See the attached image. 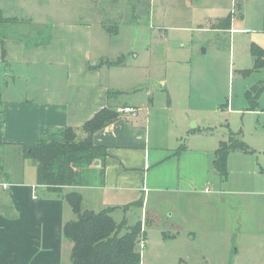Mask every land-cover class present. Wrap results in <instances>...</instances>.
<instances>
[{"label": "rangeland", "instance_id": "obj_1", "mask_svg": "<svg viewBox=\"0 0 264 264\" xmlns=\"http://www.w3.org/2000/svg\"><path fill=\"white\" fill-rule=\"evenodd\" d=\"M229 16L230 31L214 30ZM56 21L91 25L96 66L104 74L111 72L118 89L138 78L141 84L135 88L152 91L151 113L163 110L173 126L185 127L184 146L216 150L231 131L252 151L228 155L227 177H215L209 186L213 192L152 194L144 209L145 234L137 245L141 264H216L223 245L238 239L233 235L235 207L264 196V92L258 112L248 110L245 98L248 89L264 80L263 70L252 69L251 53L254 45L264 51V0H0V33L38 44ZM4 83L0 80V99L10 95ZM113 93L112 108L128 105L127 97ZM202 120L211 133L198 134ZM54 140L64 142L63 135ZM226 189L235 195L222 194ZM70 191L60 187L58 193ZM121 216L118 212L113 218ZM135 221L130 215L127 226Z\"/></svg>", "mask_w": 264, "mask_h": 264}, {"label": "crops", "instance_id": "obj_2", "mask_svg": "<svg viewBox=\"0 0 264 264\" xmlns=\"http://www.w3.org/2000/svg\"><path fill=\"white\" fill-rule=\"evenodd\" d=\"M93 30L88 23L56 21L47 39L38 44L9 31L0 33V80L5 81V90L10 88V95L0 99V264H70L71 244L63 238L62 228L76 216L63 195L37 185L36 167L21 150L40 139L54 140L64 128L78 130L84 137L82 126L108 103H115L116 99L110 101L114 91L127 97L128 105L123 107L134 112L118 113L117 121L92 135L94 145L107 149L104 182L99 184L100 162L95 161L87 169L88 184L71 187L82 198V211L111 208L116 224L123 220L128 224L130 215H135V222L143 227L144 209L152 194L213 192L209 186L218 177L215 149L202 144L184 146L185 127L173 126L163 110L151 113L152 91L141 93L135 88L141 84L138 78L127 85L120 83L126 92L118 89L110 81L111 72L104 74L96 66ZM201 125L198 134L211 133L206 121ZM230 192L226 189L222 194L235 195ZM235 208L238 218L233 235L238 239L225 243L214 261L264 264V196ZM118 212L122 216L116 221L113 215Z\"/></svg>", "mask_w": 264, "mask_h": 264}, {"label": "trees", "instance_id": "obj_3", "mask_svg": "<svg viewBox=\"0 0 264 264\" xmlns=\"http://www.w3.org/2000/svg\"><path fill=\"white\" fill-rule=\"evenodd\" d=\"M236 9L241 17L239 4ZM230 24L231 16L219 20L214 30H229ZM254 46L251 48L254 59L252 69L264 71V51ZM263 92L264 80L246 91L249 111H256ZM118 119L119 115L108 103L82 126L84 137H79L78 130L64 128L58 132L63 135L62 143L40 139L36 144L23 146L22 156L36 167L37 185L45 186L55 193L59 192L60 187L85 186L88 184L87 169L95 161L100 162L99 184L102 185L107 149L94 145L92 135ZM235 151L246 154L252 152L239 133L229 131L228 139L220 142L214 153V169L221 179L227 177V158ZM62 198L76 216L75 220L66 222L62 228L63 238L71 244L70 264H141V255L136 249L145 234L141 223L127 226L123 220L116 224L110 216L111 208L98 213L81 211L82 198L74 191L67 192Z\"/></svg>", "mask_w": 264, "mask_h": 264}, {"label": "built area", "instance_id": "obj_4", "mask_svg": "<svg viewBox=\"0 0 264 264\" xmlns=\"http://www.w3.org/2000/svg\"><path fill=\"white\" fill-rule=\"evenodd\" d=\"M133 112H134L133 109L129 107H123V108L117 109V113H120V114H132ZM2 187L6 189L7 185H3Z\"/></svg>", "mask_w": 264, "mask_h": 264}]
</instances>
